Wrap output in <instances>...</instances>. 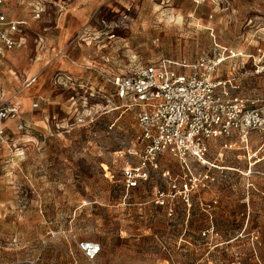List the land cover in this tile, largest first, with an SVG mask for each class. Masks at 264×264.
<instances>
[{
    "label": "rangeland",
    "instance_id": "374dc122",
    "mask_svg": "<svg viewBox=\"0 0 264 264\" xmlns=\"http://www.w3.org/2000/svg\"><path fill=\"white\" fill-rule=\"evenodd\" d=\"M89 1H10L23 43L0 58V99L19 104L26 128L12 122L0 151V264H264V146L217 144L214 167L191 171L161 158L127 192L120 168L140 148L138 106L103 77L193 61L214 44L250 54L264 47V0ZM219 69L240 78L241 96L264 97L246 57ZM184 175L202 183L189 201L157 203ZM82 241L100 244L94 260Z\"/></svg>",
    "mask_w": 264,
    "mask_h": 264
},
{
    "label": "built area",
    "instance_id": "2783aa9c",
    "mask_svg": "<svg viewBox=\"0 0 264 264\" xmlns=\"http://www.w3.org/2000/svg\"><path fill=\"white\" fill-rule=\"evenodd\" d=\"M10 1L0 0V57L23 43L24 22L8 13ZM244 57L251 73L264 78V47L257 46L246 55L218 44L193 61L161 58L134 65L125 74H103L117 98L133 101L138 106L136 125L140 148L134 151L136 161H126L120 168L125 191L144 187L164 157L175 159L183 171H191L194 163L206 169L214 167L207 156L217 144L225 150H248L253 142L264 146V97L241 96L240 78L219 69L225 62L232 64ZM9 121H17L18 130L26 128L18 106L3 102L0 104V151L7 141ZM162 175L167 176L168 172ZM170 186L171 196L157 189V203L163 205L174 196L188 202L190 193L202 183L195 175H184L173 180ZM79 248L90 261L101 251L100 244L91 241L80 242Z\"/></svg>",
    "mask_w": 264,
    "mask_h": 264
},
{
    "label": "crops",
    "instance_id": "0c3cea01",
    "mask_svg": "<svg viewBox=\"0 0 264 264\" xmlns=\"http://www.w3.org/2000/svg\"><path fill=\"white\" fill-rule=\"evenodd\" d=\"M89 2L95 4V3L97 2V0H90ZM13 17H14V16H13ZM14 18H16V17H14ZM16 19H17V18H16ZM9 53H10V52H9ZM7 54H8V53H7ZM7 54H5V56H6ZM5 56H4V57H5ZM4 57H0V58H4ZM62 78H63V77H59L58 80H61ZM34 82H35V80H34L32 83H34ZM32 83H31V84H32ZM31 84H30V85H31ZM3 102H4V101H1V99H0V104H2ZM10 104H13V105H16V106L18 105V106H19V104L16 103L15 101H11ZM18 108H19V107H18ZM19 112H20V111H19ZM20 114H21V113H20ZM21 117H22V115H21ZM22 119H23V121H24V118H23V117H22ZM12 122L17 124V121H9V122L6 124V125H7V133H8V130H9V126L12 124ZM24 122H25V121H24Z\"/></svg>",
    "mask_w": 264,
    "mask_h": 264
}]
</instances>
